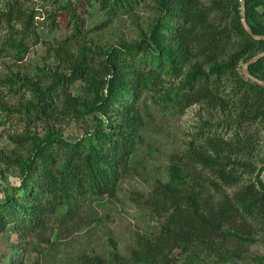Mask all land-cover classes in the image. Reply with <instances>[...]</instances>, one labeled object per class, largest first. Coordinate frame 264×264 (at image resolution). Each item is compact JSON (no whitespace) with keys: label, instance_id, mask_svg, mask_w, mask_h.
<instances>
[{"label":"trees","instance_id":"obj_1","mask_svg":"<svg viewBox=\"0 0 264 264\" xmlns=\"http://www.w3.org/2000/svg\"><path fill=\"white\" fill-rule=\"evenodd\" d=\"M95 1L108 19L91 30L83 15L90 0H66L43 25L68 30L47 48L59 61L56 69L0 76V126L11 129L14 143L0 148V176L16 168L20 177L3 190L0 231L13 223L23 241L52 223L79 218L92 197H114L142 143V100L169 82L170 101L181 108L200 104L209 117L172 158L169 180H159L146 195L160 218L158 230L139 235L127 259L115 249L112 261L96 255L81 263L192 264L173 253L199 245L245 259L243 252L264 234V85L242 70L264 50V40L244 27L240 0ZM245 1L248 25L264 35V0ZM142 6L154 15L134 42L76 44ZM35 15L21 0H0V23L20 24L2 40L0 53L22 60L31 40L41 42ZM249 72L264 81V57ZM18 94L17 103L8 102V95ZM217 113L222 118L214 120ZM90 118L94 129L86 127L77 140L64 134L63 125Z\"/></svg>","mask_w":264,"mask_h":264},{"label":"rangeland","instance_id":"obj_2","mask_svg":"<svg viewBox=\"0 0 264 264\" xmlns=\"http://www.w3.org/2000/svg\"><path fill=\"white\" fill-rule=\"evenodd\" d=\"M21 1L25 9L34 10L35 25L42 40L39 44L31 40L30 49L22 60L0 53V76L10 71L32 76L38 69H56L59 64L47 48L65 38L68 30L64 26L51 30L43 25L46 21L50 22L52 12L66 0ZM85 8L83 15L87 18L86 28L89 30L108 19L95 0H90ZM153 15L149 6L139 7L130 14H119L106 27L87 32L76 44L106 48L119 42H134L139 38L141 29L148 28ZM19 30V23L10 26L0 23V44L6 36ZM168 87L169 82H165L164 87H155L142 100L145 124L141 132L142 143L136 148L130 172L121 182L117 194L111 199L92 197L82 205L79 218L65 224L52 223L44 233L23 241H20L14 224L10 223L0 231V264H82V258L96 255L112 261L115 249L127 259L139 235L153 234L158 230L160 218L146 204V195L159 180H169L172 158L187 148L209 117L200 104L182 108L176 106L175 101L166 97ZM73 91L76 94L81 91L80 82L76 83ZM21 96L8 95L7 100L17 103ZM221 118L222 114L217 113L214 120ZM86 127L94 129L93 118L63 125V130L68 138L77 140ZM9 130L0 126V148L14 147L7 136ZM12 177L20 181L18 169H11L3 177L0 176V201L3 190L9 187L7 185L16 184ZM209 194L215 199L221 198V194L212 190ZM66 208L62 205L59 212L63 214ZM243 254L245 259H237L226 251L216 253L201 245L186 254L180 250L173 253L180 262L189 260L192 264H258L259 258L264 257V234Z\"/></svg>","mask_w":264,"mask_h":264},{"label":"water","instance_id":"obj_3","mask_svg":"<svg viewBox=\"0 0 264 264\" xmlns=\"http://www.w3.org/2000/svg\"><path fill=\"white\" fill-rule=\"evenodd\" d=\"M245 2H246L245 0H240L241 10H242V22L244 24V27L255 38L264 40V35H256V34H254L252 29L248 25L247 18H246V13H245ZM262 57H264V50L261 51L259 54L255 55L254 57L250 58L247 62H245V64L243 65V70L242 71L247 77L251 78L252 80H254V81H256V82H258V83H260L262 85H264V81L263 80H260L259 78H257L256 76L252 75L249 72V65L254 63L256 60H258L259 58H262ZM262 178L264 180V171L262 173Z\"/></svg>","mask_w":264,"mask_h":264},{"label":"clouds","instance_id":"obj_4","mask_svg":"<svg viewBox=\"0 0 264 264\" xmlns=\"http://www.w3.org/2000/svg\"><path fill=\"white\" fill-rule=\"evenodd\" d=\"M11 179H12V181H13L14 183H16V184H18V183H19V180H18V178L12 177Z\"/></svg>","mask_w":264,"mask_h":264}]
</instances>
